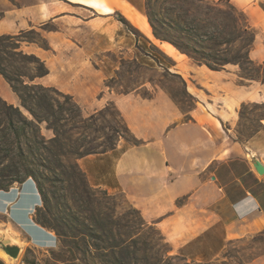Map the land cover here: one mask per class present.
<instances>
[{"label": "crops", "instance_id": "0c3cea01", "mask_svg": "<svg viewBox=\"0 0 264 264\" xmlns=\"http://www.w3.org/2000/svg\"><path fill=\"white\" fill-rule=\"evenodd\" d=\"M72 3L94 10V15L68 9ZM228 3L244 13L255 31L250 60L263 62L264 0ZM0 4V35H16L47 21L57 26L44 36L48 49L23 45L48 68L37 84L70 95L84 113L113 104L142 142L134 146L120 140L108 152L78 159L91 188L123 195L159 231L170 254L188 261L223 260L230 243L264 232V174L259 175L251 162L256 159L264 167V129L244 143L237 141L234 131L242 103H264V83L238 85L236 65L212 71L156 40L146 19L145 0H36L15 10L4 1ZM114 12L140 36L125 29ZM142 42L170 58L167 70L185 81V91L194 98L189 112H182L162 88L152 86L144 96L145 83L125 93L103 89V81L117 69L106 53L147 65L152 58ZM7 100L16 102L13 93ZM40 207L30 179L0 192V234L21 248L17 260L0 257V264L38 262L55 247L53 232L34 221ZM250 264H264V255Z\"/></svg>", "mask_w": 264, "mask_h": 264}, {"label": "trees", "instance_id": "16d2710c", "mask_svg": "<svg viewBox=\"0 0 264 264\" xmlns=\"http://www.w3.org/2000/svg\"><path fill=\"white\" fill-rule=\"evenodd\" d=\"M197 1L204 4V8L200 7L202 17L187 20L188 11L179 16L167 12L166 15L160 14L149 0H145L146 18L153 37L209 70L221 71L226 65H236L239 68L238 85L251 81L264 83V61L257 63L248 56L255 31L248 25L244 13L230 5L228 0ZM223 1L229 4L232 12L222 10L220 5ZM233 13L240 15L243 24H239ZM116 15L121 24L135 35H140L125 17L118 12ZM25 33L34 34V31L30 29ZM25 33L0 35V76L17 102L14 106L0 98V124H6L0 129V192L7 191L13 183L32 180L41 201L34 221L53 232L59 243V251L50 253L54 262L219 264L218 261L197 263L176 255L180 262L173 263L171 256L165 257L170 249L162 235L123 195L119 194L124 199L125 208L121 206L120 196L89 186L78 166V159L108 152L120 140L134 146L142 142L131 133L113 104L84 117L70 95L35 83L36 79L48 74V68L36 55L23 52L21 44H36L43 49H48V46L23 36ZM235 43L237 46L231 48ZM222 46L226 48L222 49ZM177 77L185 86V81ZM185 93L194 102V98ZM248 109L263 111L257 115V125L253 124L254 119ZM106 114L115 124L105 118ZM243 119L246 125H241ZM97 120H102L104 124L98 126ZM263 121L264 103H242L235 129L237 141L247 142L264 129ZM43 124L46 130L52 132L49 139L41 134ZM99 137L103 138L100 143L96 142ZM159 248L163 251H158ZM227 254L224 253V259ZM234 257L237 258L236 255ZM25 262L38 264L35 261Z\"/></svg>", "mask_w": 264, "mask_h": 264}, {"label": "rangeland", "instance_id": "374dc122", "mask_svg": "<svg viewBox=\"0 0 264 264\" xmlns=\"http://www.w3.org/2000/svg\"><path fill=\"white\" fill-rule=\"evenodd\" d=\"M1 1H4V3H6L10 8L14 10L20 7L34 4L36 2V0H0V3ZM54 1L57 2L58 0H54ZM149 1L152 4L153 9L160 14L166 15V12H167L168 14L179 16V15H183L184 12L188 11L189 14H188L187 20H194V19L201 18L202 14L200 11V7L203 6L204 8V4L198 2L197 0H149ZM66 7L68 9H71L72 11H80L84 15L91 16V17L94 11L88 7H85L80 4H75V3H72L71 5H66ZM220 7L222 8L223 11L232 12L229 7V4L226 1L221 2ZM3 11H4V7L2 6V4H0V21L3 16ZM233 15L238 19L239 24H243V22L240 19L239 14L233 13ZM112 16L118 21V17L115 12L112 14ZM56 27H57L56 24H53L47 21L39 25L38 27L33 28L34 34L25 33L28 30H24L23 33L25 34H23V36L25 35L28 38L37 40L40 44L44 43L48 46V40L44 38V36L49 35V32L51 30L56 29ZM124 28L130 31L126 26H124ZM130 32L136 37L140 36L138 34L135 35L132 31ZM39 35L41 38L39 37ZM23 45L24 43L21 44L20 49L23 52L27 53L26 50L24 51ZM236 46H237V43L233 44L230 47L235 48ZM141 47L142 49H146L150 53V55L147 54L146 56L148 57L150 56L152 60L156 62V64L158 65L157 68L154 67V63L152 62V60L148 61L147 65H143L141 61L137 63L127 58H122V56H120L118 53L108 52L106 53V56H107L106 60L113 62L116 65L117 69L113 73L112 77L107 78L103 81V84H102L103 89L113 90L118 93H125L145 83L146 86L141 89V93L147 94V95L150 94L149 91L152 86L162 88L166 92H168L170 96L174 98L176 103H178V105L184 111L189 112V110L192 107H194L193 106L194 102L185 93L184 86L181 83L179 77H177L176 74L171 73L167 70V68L170 67V65L172 64V61L170 60V58H168V56H166L163 52H161L157 48H153L152 46L148 47L144 42H142ZM221 48L224 49L226 48V46H222ZM45 55L47 59L50 60L51 53L47 52ZM143 58L147 59L146 57H143ZM229 67H232L231 64H229ZM37 81L38 79H36L34 82L37 83ZM49 87H52V86H49ZM11 94L12 92L9 86L0 76V98L10 104L7 98L11 97ZM62 100L63 99L61 98L60 101ZM109 104L105 106H110ZM13 105L16 106L17 102H14ZM248 111L252 113L250 117L254 119L253 124L257 125V118H258L257 115H259L263 111L254 110V109L253 110L248 109ZM111 112L114 114V111L112 109H111ZM81 114L84 117H88L89 115L93 113L90 114V113H84L81 111ZM115 117L117 121V115ZM105 118L109 121H112V123L115 124V121L108 114L105 115ZM97 124L98 126H100V125H103L104 122L102 120H97ZM241 125H246L245 119L242 120ZM5 126H6L5 123H1L0 129H2ZM236 128L237 126H235L234 131ZM5 132L6 134H8V131H5ZM41 134L46 139H49L50 137H52V132L46 130L44 124L41 125ZM8 138H11V135L8 134ZM102 141H103V138H100V137L96 138V142L100 143ZM1 167H2V164H0V168ZM14 185H18V183H13L12 186ZM116 195L120 196L119 194H116ZM123 200L124 199L120 196L119 201L121 203V206L125 208L126 205L124 204ZM161 250L163 251V248H159L158 251H161ZM58 251H59V243L57 241L55 244V247L49 249L47 254H45L44 257L40 258V260L37 263L38 264H63V263L54 262V260L52 259V254H50L51 252L57 253ZM226 252L229 253L227 254L228 255L227 258L218 261L219 264H250L252 261V258L254 259L255 257L264 255V232L258 233L256 235H253L246 239H242L240 241H236L233 244H229L227 248L225 249L224 253ZM234 255H236L237 258H235ZM167 256H171V258H173L172 260L173 263L180 262L178 258H176L174 255H171L170 253L166 254L165 257Z\"/></svg>", "mask_w": 264, "mask_h": 264}, {"label": "water", "instance_id": "95a60500", "mask_svg": "<svg viewBox=\"0 0 264 264\" xmlns=\"http://www.w3.org/2000/svg\"><path fill=\"white\" fill-rule=\"evenodd\" d=\"M251 162L255 171L259 175L264 174V167L256 159H252ZM0 250L3 251L11 260H17L21 253L20 246L2 234H0Z\"/></svg>", "mask_w": 264, "mask_h": 264}, {"label": "bare ground", "instance_id": "6f19581e", "mask_svg": "<svg viewBox=\"0 0 264 264\" xmlns=\"http://www.w3.org/2000/svg\"><path fill=\"white\" fill-rule=\"evenodd\" d=\"M2 226V225H1ZM13 229V228H12ZM7 230V228H6ZM10 230V229H9ZM10 232V231H9ZM18 235V234H17ZM16 243V242H15ZM0 257L4 258L5 260H11L3 251L0 250Z\"/></svg>", "mask_w": 264, "mask_h": 264}]
</instances>
